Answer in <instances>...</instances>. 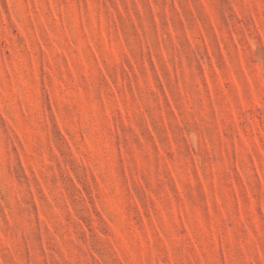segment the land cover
Listing matches in <instances>:
<instances>
[{
  "label": "rangeland",
  "instance_id": "rangeland-1",
  "mask_svg": "<svg viewBox=\"0 0 264 264\" xmlns=\"http://www.w3.org/2000/svg\"><path fill=\"white\" fill-rule=\"evenodd\" d=\"M0 264H264V0H0Z\"/></svg>",
  "mask_w": 264,
  "mask_h": 264
}]
</instances>
